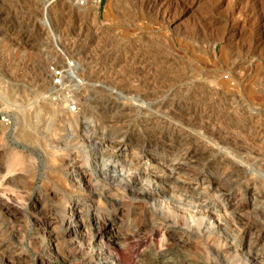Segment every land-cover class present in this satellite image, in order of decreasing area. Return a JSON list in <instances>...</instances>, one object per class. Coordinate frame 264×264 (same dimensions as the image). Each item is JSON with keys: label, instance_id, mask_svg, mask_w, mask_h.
<instances>
[{"label": "rangeland", "instance_id": "374dc122", "mask_svg": "<svg viewBox=\"0 0 264 264\" xmlns=\"http://www.w3.org/2000/svg\"><path fill=\"white\" fill-rule=\"evenodd\" d=\"M70 1L0 0V264H264V0Z\"/></svg>", "mask_w": 264, "mask_h": 264}, {"label": "bare ground", "instance_id": "6f19581e", "mask_svg": "<svg viewBox=\"0 0 264 264\" xmlns=\"http://www.w3.org/2000/svg\"><path fill=\"white\" fill-rule=\"evenodd\" d=\"M62 1V0H61ZM68 1V3H70L71 1L70 0H67ZM79 1V0H78ZM83 2H87L88 0H82ZM159 0H151V4H149V5H151L150 6V9H157L158 8V6L159 7H161L160 5H162V3H161V1L160 2H158ZM164 1V0H163ZM256 1V0H255ZM65 2V1H64ZM257 2V1H256ZM160 3V4H159ZM253 4H254V2H252ZM258 3V2H257ZM256 4V3H255ZM61 6H62V3L60 4ZM149 5H148V7H149ZM251 5V4H250ZM260 6V5H259ZM47 7V6H46ZM46 7H44L43 8V10H45L46 9ZM157 7V8H156ZM257 7V6H256ZM53 8V7H52ZM75 8V7H74ZM163 9V8H162ZM158 10V9H157ZM156 10V11H157ZM167 10V9H166ZM160 11V10H159ZM162 12V11H161ZM156 13V12H155ZM163 15V14H162ZM80 31V30H79ZM74 38V37H73ZM74 51V50H73ZM251 59V58H250ZM248 61V60H247ZM240 62V61H239ZM155 63V62H154ZM158 63V62H157ZM163 65V64H162ZM161 67V66H160ZM75 68H74V70H73V73H72V76L76 79V76H75ZM182 71V70H181ZM48 79V78H47ZM72 80V79H71ZM260 81V80H259ZM144 82V81H143ZM163 84V83H162ZM207 84V83H206ZM208 85V84H207ZM199 87L201 86V88H202V85H198ZM259 86V85H258ZM198 87V88H199ZM205 87V86H204ZM182 88V87H181ZM206 89H208V90H206V91H209V92H207L206 93V95H209V101H211V102H213V103H219V102H215V100L216 99H219V100H223V98L221 97V94H220V97L215 93V91L211 88V87H209V86H207V87H205ZM203 89V88H202ZM201 89V90H202ZM197 90V89H196ZM178 91V90H177ZM261 91V90H260ZM193 92V91H192ZM202 92H204V91H202ZM187 93V92H186ZM264 93V92H263ZM196 94V93H195ZM223 94V93H222ZM224 95V94H223ZM158 96V95H157ZM176 96V95H175ZM226 96V95H225ZM224 96V97H225ZM241 96V95H240ZM205 97V96H204ZM150 98V97H149ZM170 98H172V97H170ZM183 99V98H182ZM230 99H232V98H230ZM230 99H228V102H229V100ZM218 100V101H219ZM221 100V101H222ZM227 100V99H226ZM163 101V100H162ZM201 101V100H200ZM223 101H225V100H223ZM226 102V101H225ZM201 103V102H200ZM206 103V102H205ZM204 103V104H205ZM212 103V104H213ZM111 104V103H110ZM174 104V103H173ZM169 105V104H168ZM167 105V106H168ZM224 105V104H223ZM229 105V109H230V111L231 110H234V112H233V114H237V112L238 111H240L241 110V107L239 106V105H237V104H235V103H233V102H231V103H229L228 104ZM163 106V105H162ZM170 106L172 107L173 105H171V103H170ZM169 106V107H170ZM227 106V105H226ZM116 107V106H115ZM160 107V106H159ZM228 107V106H227ZM226 107V108H227ZM111 108V107H110ZM157 108V107H156ZM210 108V107H209ZM260 108V107H259ZM229 109H227V110H229ZM176 110V109H175ZM174 110V111H175ZM189 110V109H188ZM187 110V111H188ZM173 111V110H172ZM152 112H154V111H152ZM156 112V111H155ZM205 112V111H204ZM109 113V112H108ZM184 113V112H183ZM195 113V112H194ZM211 113V112H210ZM246 113V112H245ZM186 114V113H185ZM165 115V114H164ZM190 115V114H189ZM188 115V119L189 120H191L192 122H198V123H203L205 120H206V122H204V124H206L207 125V122H209V116L210 115H205V113H199V114H192L191 113V115L189 116ZM214 115V114H213ZM221 115V114H220ZM227 115V114H226ZM231 115V114H230ZM259 115V114H258ZM153 116V115H152ZM251 116V115H250ZM173 117V116H172ZM262 117V116H261ZM180 118V117H179ZM214 118V117H213ZM243 118V117H242ZM250 118V117H249ZM258 119H256V120H254V121H256L257 122V124H256V126L255 127H253L254 125H252V128H254L253 129V133H252V139L253 140H251V142H254V143H252V144H254V146H255V148L257 147L258 148V146H261V144L262 145H264V126L262 125V123H261V120H260V118L259 117H257ZM152 119V118H151ZM185 119V118H184ZM216 119V118H215ZM219 119H221V118H219ZM251 119V118H250ZM253 119H255V118H253ZM159 120V119H158ZM180 120V119H179ZM244 120H246V119H244ZM163 121V120H162ZM211 121V120H210ZM238 121V120H237ZM247 121V120H246ZM253 121V120H252ZM181 122V121H180ZM190 122V121H189ZM212 122V121H211ZM210 122V123H211ZM153 123H154V121H153ZM216 123V122H215ZM219 123H220V121H219ZM218 123V124H219ZM244 123V122H243ZM249 123V122H248ZM251 123V122H250ZM186 124V123H185ZM209 124V123H208ZM253 124V123H252ZM254 124H255V122H254ZM258 124H260V125H258ZM199 125H201V124H199ZM203 125V124H202ZM224 125V124H223ZM243 125V124H242ZM155 126V125H154ZM189 126V125H188ZM246 126V125H245ZM173 127H174V125H173ZM173 127H171V128H173ZM191 127V126H190ZM196 127H197V125H196ZM209 127V126H208ZM221 127V126H220ZM241 127V126H240ZM249 127H251V126H249ZM248 127V128H249ZM170 128V129H171ZM175 128V127H174ZM203 129H204V127H202ZM206 128V127H205ZM235 128V127H234ZM242 128V127H241ZM170 129H168V130H170ZM176 129V128H175ZM207 129H211L210 131H212V125L210 126V128H207ZM219 129V128H218ZM171 130H173V129H171ZM201 130V129H200ZM216 130V129H215ZM244 130V129H243ZM247 130V129H246ZM178 131V130H177ZM205 131V130H204ZM208 131V130H207ZM210 131H209V133H210ZM180 132V131H179ZM178 132V133H179ZM250 132V130L248 131V133ZM191 133V132H190ZM244 133V132H243ZM204 134V133H203ZM206 134V133H205ZM221 134V133H220ZM224 134V133H223ZM235 134H236V132H235ZM234 134V135H235ZM240 134V133H239ZM242 134V133H241ZM251 134V133H250ZM249 134V135H250ZM195 135V134H194ZM216 135H217V133H216ZM228 135V134H227ZM227 135H225V136H227ZM247 135V134H246ZM245 134H244V136H246ZM169 136V135H168ZM186 136V135H185ZM211 136V135H210ZM217 136H219V135H217ZM216 136V137H217ZM238 136V135H237ZM204 137V136H203ZM214 137V136H213ZM239 137V136H238ZM240 137H242V136H240ZM239 137V138H240ZM247 137L248 136H246V139L245 140H247ZM226 138V137H225ZM235 138V137H234ZM233 138V139H234ZM237 138V137H236ZM249 138H250V136H249ZM249 138H248V140H249ZM169 139V138H168ZM219 138H217V140H218ZM220 139H221V137H220ZM232 139V138H231ZM243 139V138H242ZM181 140V139H180ZM205 140V139H204ZM214 140H215V138H214ZM223 140H224V137H223ZM226 140V139H225ZM176 141V140H175ZM211 141V140H210ZM227 141V140H226ZM234 141V140H233ZM233 141H231V142H233ZM250 141V140H249ZM184 142V141H183ZM186 142V141H185ZM229 142V141H228ZM246 142V141H245ZM251 142H249V143H251ZM187 143V142H186ZM203 143V142H202ZM205 143V142H204ZM217 143V142H216ZM219 143V142H218ZM222 143H224L223 141H222ZM235 143V142H234ZM251 144V145H252ZM161 145H163V144H161ZM115 147H117V145H114ZM183 146V145H182ZM253 146V145H252ZM111 147V146H110ZM139 147V146H138ZM192 147H194V146H192ZM196 148V147H195ZM233 148H235V147H233ZM254 148V147H253ZM114 149V148H113ZM116 149V148H115ZM168 149V148H167ZM205 149V148H204ZM263 149V148H262ZM117 150V149H116ZM203 150V149H202ZM252 150V149H251ZM184 151V150H183ZM195 153H196V151L195 150H192L188 155H186L185 157H183V158H181L180 159V161H181V163L179 164L180 166H179V168L181 169V167L182 166H184V165H186V164H192L193 162H196L195 160ZM214 153V152H213ZM180 157V156H179ZM197 157V156H196ZM138 160V159H137ZM198 160V159H197ZM139 163V162H138ZM260 163V162H259ZM263 163V162H262ZM137 164V163H136ZM178 164V163H177ZM174 165V164H173ZM196 165H198L197 164V162H196ZM231 165V164H230ZM193 166V165H192ZM195 166V165H194ZM188 167V166H187ZM196 167V166H195ZM241 167V166H240ZM194 168V167H193ZM222 169V168H221ZM215 171V170H214ZM233 171V170H232ZM189 173V172H188ZM229 173V172H228ZM232 173V172H231ZM103 174V173H102ZM106 174V173H105ZM159 174V173H158ZM167 174V173H166ZM177 174V173H176ZM175 174V176H172V177H169V178H171V180H173V181H176V179H177V177L179 176L178 174L176 175ZM180 174V173H179ZM185 174V173H184ZM108 175V174H107ZM228 175V174H227ZM114 176V175H113ZM112 176V178H114ZM118 176V175H117ZM159 176V175H158ZM229 176H230V174H229ZM202 177V176H201ZM164 178V177H163ZM186 178V177H185ZM188 178V177H187ZM125 179V178H124ZM128 179V178H127ZM190 179V178H189ZM233 179V178H232ZM218 180V179H217ZM119 181H121V180H119ZM113 182V181H112ZM180 182V181H179ZM120 183H122V182H120ZM177 183V182H176ZM179 185V184H178ZM92 186V185H91ZM147 191V190H146ZM151 195V194H150ZM99 196H101V195H99ZM144 196H147V195H144ZM118 201V200H117ZM225 211V210H224ZM215 216V215H214ZM94 218H97L95 215H94ZM71 219H79L78 221H76L75 222V225H73L71 228H69V231H71V233H72V236H73V239L74 238H78L79 237V235L81 234V230H80V228L79 227H77V225H79L80 223H79V221H81L82 220V214L80 213V212H76V213H73L71 216H69V219L68 220H71ZM93 221H96V224L94 225V228H95V230H94V233L92 234V236H91V239H93L94 241H95V245L93 246V252H94V255H95V263L96 264H126L124 261H123V259H122V246L120 245V243H119V241L117 240L118 239V237H117V235H118V233H119V229L117 228V227H114L112 224L111 225H109L108 223H106V222H101V220H99L98 218L97 219H94ZM82 223V222H81ZM213 223V222H212ZM216 224H218L217 222H216ZM253 227V226H252ZM50 237V236H49ZM124 237V236H123ZM117 238V239H116ZM96 240H97V242H96ZM126 240V239H125ZM127 241V240H126ZM262 241V240H261ZM257 242V241H256ZM255 242V243H256ZM177 243V242H176ZM67 247V246H66ZM17 249V248H16ZM17 250H19L20 251V248H18ZM216 250V249H215ZM112 251L115 253V254H112ZM217 252V251H216ZM219 252V251H218ZM220 254V253H219ZM19 255V254H18ZM159 263L160 264H172V261H170V259L169 260H162V261H159ZM225 264V263H224ZM226 264H228V263H226Z\"/></svg>", "mask_w": 264, "mask_h": 264}, {"label": "built area", "instance_id": "2783aa9c", "mask_svg": "<svg viewBox=\"0 0 264 264\" xmlns=\"http://www.w3.org/2000/svg\"><path fill=\"white\" fill-rule=\"evenodd\" d=\"M82 4V3H81ZM73 66L70 64V62H65L64 67L62 66L60 68H54L51 70V80H52V85L54 87H58L61 84V81L65 78L68 81L72 79L74 82H77V79H75L72 76L73 73Z\"/></svg>", "mask_w": 264, "mask_h": 264}]
</instances>
